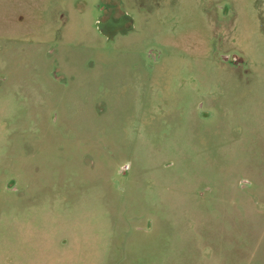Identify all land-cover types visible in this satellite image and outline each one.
Instances as JSON below:
<instances>
[{
	"label": "rangeland",
	"instance_id": "374dc122",
	"mask_svg": "<svg viewBox=\"0 0 264 264\" xmlns=\"http://www.w3.org/2000/svg\"><path fill=\"white\" fill-rule=\"evenodd\" d=\"M0 264H264V0H0Z\"/></svg>",
	"mask_w": 264,
	"mask_h": 264
},
{
	"label": "built area",
	"instance_id": "2783aa9c",
	"mask_svg": "<svg viewBox=\"0 0 264 264\" xmlns=\"http://www.w3.org/2000/svg\"><path fill=\"white\" fill-rule=\"evenodd\" d=\"M151 54V53H150Z\"/></svg>",
	"mask_w": 264,
	"mask_h": 264
}]
</instances>
